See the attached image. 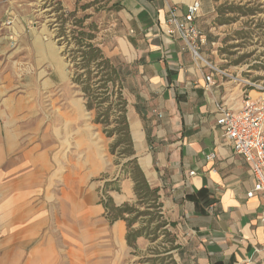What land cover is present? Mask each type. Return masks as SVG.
Segmentation results:
<instances>
[{"label": "crops", "instance_id": "0c3cea01", "mask_svg": "<svg viewBox=\"0 0 264 264\" xmlns=\"http://www.w3.org/2000/svg\"><path fill=\"white\" fill-rule=\"evenodd\" d=\"M37 1L28 2L31 12L26 19L35 18L34 13L40 11ZM105 1L112 16L107 28L112 46L106 47V54L128 66V84L138 82V88L131 84V92L148 142L144 173L148 182L159 188L163 208L177 224L182 254L190 264H264V198L258 192L247 195L254 185L249 164L234 151L217 122L218 104L238 109L244 97L252 98L259 87L243 75L240 66H227L226 59L207 60L226 46L221 39L234 27L213 22L216 0H200L194 24L206 42L200 45L202 59H197L168 21L171 12L181 18L192 0ZM2 14L0 0V17ZM47 15L45 23L37 27L12 29L17 43L13 51L6 32L0 36V117L6 114L3 107L11 97L7 90L11 68L16 72L21 64L43 67L42 78L49 83L45 67L50 58L38 52L39 43L59 40L61 35L52 13ZM16 18L24 22V17ZM207 74L212 75L211 83L204 78ZM43 95L50 106L55 97L49 88ZM23 124L2 117L0 131L16 130ZM35 151V141H30L5 158L0 142V178L6 187L1 202L8 209L6 216L15 217L19 205L28 201L19 203V199L36 188ZM211 153L214 157L207 158ZM10 263L19 264L18 251Z\"/></svg>", "mask_w": 264, "mask_h": 264}, {"label": "rangeland", "instance_id": "374dc122", "mask_svg": "<svg viewBox=\"0 0 264 264\" xmlns=\"http://www.w3.org/2000/svg\"><path fill=\"white\" fill-rule=\"evenodd\" d=\"M32 1L2 0L0 36L6 34L10 49L13 51L17 46L12 29L44 24L47 13H52L61 37L39 43L38 52L50 58V65L45 67L49 70L45 72L50 75L49 83L42 78L43 67L31 68L21 64L16 72L11 68L12 81L7 89L11 97L9 104L3 107L6 114L2 117L9 123L20 121L24 124L16 130L2 129L0 142L4 157L11 158L30 141H35L36 188L19 199V203L28 201L19 205L15 217L6 216L8 209L1 202L2 189L6 187L0 178V264H11L15 251L19 252V264H148L152 262L146 261L148 258L157 259L159 256L166 257L163 264H169L171 260L175 264H190L178 249H173L181 242L175 228L166 226L168 233L159 231L155 240L141 236L130 245L126 241V222L123 219L110 221L106 216L104 202L109 199L117 206L127 203L140 210L153 202L148 199L139 203L134 192V178L141 174L147 179L143 159L148 142L144 124L134 109L131 92L132 85L136 84L138 88V82H123L128 142L122 131L115 128L113 115H110L108 125L95 122L97 111L117 109V106L114 108V96L100 105L94 100L89 109L83 89L84 76L76 79V74L83 73L84 69L77 65L80 54L76 52L79 46L73 38V31L78 32L82 27L85 31L90 30L94 34L92 42L108 57L106 47L112 46L108 43L112 38L107 37V28L112 16L107 12V1L40 0L37 1L40 11L36 12L39 16L34 13L35 18L26 19L31 12L27 8L28 2ZM225 1L238 2L217 0L216 7ZM252 2L264 7V0H250L248 5H253ZM17 15L24 17V22L20 18L18 21ZM263 17L264 8L255 15L238 16L227 23L234 28L221 39L223 44L227 43L223 46L225 50L220 49L216 56L207 57V60L226 59L227 66H240L243 75L259 87L257 93H253V99L261 96L260 87H264V34L253 30L250 35L241 36L236 31L251 30L254 24L249 20L255 22ZM3 32L6 33L3 35ZM20 40H26V37H20ZM109 58L128 68L118 57ZM96 80L97 77L90 81L93 87L97 86ZM46 88L55 97L50 106L44 102ZM147 209L155 211L153 206ZM162 210L169 219L163 207ZM138 225L136 221L131 228ZM167 250L170 252L164 253Z\"/></svg>", "mask_w": 264, "mask_h": 264}, {"label": "trees", "instance_id": "16d2710c", "mask_svg": "<svg viewBox=\"0 0 264 264\" xmlns=\"http://www.w3.org/2000/svg\"><path fill=\"white\" fill-rule=\"evenodd\" d=\"M248 3H250V0H247L246 2H242V0H238V2L225 1L216 7V14L213 22L218 25L227 24L237 19L238 16L255 15L262 12L264 8H262L261 3L252 2L253 5L251 6H249ZM230 13H232V15H230ZM249 23L254 24L251 30H238L236 31V34L248 36L253 30H257L260 34H264V17L257 18L255 22H252L251 19L249 20ZM245 24H247V22H245ZM72 33L76 44L79 46L76 50V52L80 54V59L78 60L79 63L77 65L84 69L83 73L76 74V79L79 80L81 79V76H84L82 82L84 83L83 89L88 98L86 103L87 107L91 109L94 100L100 105L104 101L110 100L111 96H114V108L117 106V109H114L113 111H111L112 109L97 111L95 122L108 125L110 123V115H113V122L116 124L115 128L122 131L125 139L130 142L124 109L125 99L122 95L123 82L126 80V75L129 73V69H125L121 64H116L109 57H105L102 54L100 47L92 42L94 34L90 30L85 31L82 27L78 32L73 31ZM224 50L225 48H222V51ZM93 67L94 69H92ZM94 71L95 73L92 74ZM96 77L97 80L95 84H97V86L93 87V84H90V81ZM134 181V192L139 199L138 202L141 203L148 199L153 200V202L150 204L148 203L143 210H140L136 205H130L127 203L117 206L112 203L111 199L104 202L106 216L110 221L123 219L126 222V241L128 244H134L137 238L141 236L150 240H155L158 237L159 231L163 230V233H168L166 228H164L166 226L177 230L176 222L170 220V218L168 219L162 210L163 202L161 200L159 188L151 186L147 179L141 174H139V176L137 175L134 178ZM149 206H153L155 211L148 210L147 207ZM136 221H138L139 225L132 229L131 226ZM176 235L179 237L177 232ZM173 249H178L181 254L183 253L181 242L175 245ZM170 250H167L164 253H168ZM165 258L166 257L164 256H159L157 259L148 258L146 261H152L148 264H163ZM154 260H156V262H154ZM169 264H175V262L171 260L169 261Z\"/></svg>", "mask_w": 264, "mask_h": 264}, {"label": "built area", "instance_id": "2783aa9c", "mask_svg": "<svg viewBox=\"0 0 264 264\" xmlns=\"http://www.w3.org/2000/svg\"><path fill=\"white\" fill-rule=\"evenodd\" d=\"M199 11L200 0H192L181 18L171 12L168 21L174 25V29L192 51L194 58L202 59L200 45L206 42V38L194 24ZM206 65L217 73H222L219 68L208 62ZM204 78L207 83H211V74L205 75ZM260 89L261 96L255 99L249 96L244 97L238 109L218 104L217 122L234 151L249 164L254 185L247 195L252 196L258 192L264 198V87ZM212 157H214L212 153L207 156V158Z\"/></svg>", "mask_w": 264, "mask_h": 264}]
</instances>
